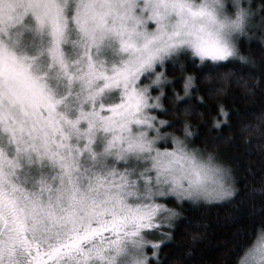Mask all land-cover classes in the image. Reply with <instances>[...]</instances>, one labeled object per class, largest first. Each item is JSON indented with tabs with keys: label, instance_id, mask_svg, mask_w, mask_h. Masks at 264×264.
<instances>
[{
	"label": "clouds",
	"instance_id": "clouds-1",
	"mask_svg": "<svg viewBox=\"0 0 264 264\" xmlns=\"http://www.w3.org/2000/svg\"><path fill=\"white\" fill-rule=\"evenodd\" d=\"M257 11L264 0H0V264L77 233L91 234L55 264H165L186 202L233 200L231 164L197 142L188 66L254 64L240 40ZM230 264H264V219Z\"/></svg>",
	"mask_w": 264,
	"mask_h": 264
},
{
	"label": "trees",
	"instance_id": "trees-1",
	"mask_svg": "<svg viewBox=\"0 0 264 264\" xmlns=\"http://www.w3.org/2000/svg\"><path fill=\"white\" fill-rule=\"evenodd\" d=\"M260 2L253 0V6ZM249 31L251 38H241L240 46L254 58V64L228 60L201 68L188 66L197 73L204 96V102L196 104L200 114L197 142L216 146L219 158L231 164L240 191L225 203L193 206L186 202L185 216L177 222L173 240L161 250L165 264L175 260L230 264L239 243L264 219V44L260 42L264 12L257 11ZM205 72L214 78L201 81ZM212 119L220 121L219 127L211 126Z\"/></svg>",
	"mask_w": 264,
	"mask_h": 264
},
{
	"label": "snow or ice",
	"instance_id": "snow-or-ice-1",
	"mask_svg": "<svg viewBox=\"0 0 264 264\" xmlns=\"http://www.w3.org/2000/svg\"><path fill=\"white\" fill-rule=\"evenodd\" d=\"M0 71H2V68H0ZM92 231H95V229ZM90 234L91 233L74 234L71 240L63 241L62 243L47 249H37L33 245L32 250L34 252V264H55V262H57L65 252L77 248L80 240L85 235Z\"/></svg>",
	"mask_w": 264,
	"mask_h": 264
}]
</instances>
